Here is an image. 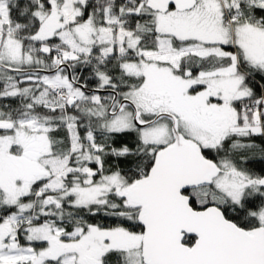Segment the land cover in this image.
Instances as JSON below:
<instances>
[{
    "label": "snow or ice",
    "instance_id": "6c2138e0",
    "mask_svg": "<svg viewBox=\"0 0 264 264\" xmlns=\"http://www.w3.org/2000/svg\"><path fill=\"white\" fill-rule=\"evenodd\" d=\"M0 264H264V0H0Z\"/></svg>",
    "mask_w": 264,
    "mask_h": 264
}]
</instances>
